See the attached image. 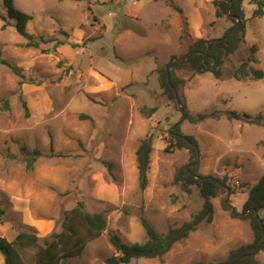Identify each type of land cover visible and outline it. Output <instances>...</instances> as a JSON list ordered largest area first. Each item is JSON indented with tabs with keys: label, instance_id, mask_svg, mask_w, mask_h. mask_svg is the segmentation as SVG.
Masks as SVG:
<instances>
[{
	"label": "rangeland",
	"instance_id": "1",
	"mask_svg": "<svg viewBox=\"0 0 264 264\" xmlns=\"http://www.w3.org/2000/svg\"><path fill=\"white\" fill-rule=\"evenodd\" d=\"M213 2L14 0L16 9L31 16L28 32L45 41L26 47L15 21L7 18L10 25L3 29L0 18V237L12 241L22 231L40 238L61 232L65 213L82 201L87 211L106 217L107 230L67 264H105L116 254L109 233L141 244L147 241L142 217L160 233L190 221L204 201L196 186L188 194L173 183L176 170L191 165L188 149L170 145L176 128L198 144L199 164L190 168L225 179L233 191L229 202L242 213L250 189L264 175V124L226 117L195 124L182 121L181 108L185 104L192 117L216 111L261 114L264 123V79L233 77L253 45L258 47L254 66L264 71V17H254L256 5L244 1L245 44L225 61L221 79L178 70L185 81L179 104L164 94L157 72L185 55L193 41L221 37L232 26L226 17H216ZM195 7L201 14L197 28ZM0 15L6 16L2 3ZM56 41L64 44L55 52ZM5 102L8 110H2ZM144 106L158 111L147 118L140 113ZM149 134L154 150L148 187L141 191L136 151ZM23 148L42 152L33 170L26 167ZM105 163L112 164L113 177ZM227 198L228 192L219 194L212 223H203L161 259L130 264H218L232 249L252 243L249 222L224 209ZM256 256L264 264V253Z\"/></svg>",
	"mask_w": 264,
	"mask_h": 264
},
{
	"label": "trees",
	"instance_id": "2",
	"mask_svg": "<svg viewBox=\"0 0 264 264\" xmlns=\"http://www.w3.org/2000/svg\"><path fill=\"white\" fill-rule=\"evenodd\" d=\"M244 1L214 0L213 4L216 9V17H226L232 22V26L221 37L213 38L218 40L211 42L209 49L207 44L211 39H197L190 44L187 51L190 55L187 59L171 63L169 65V71L166 69L167 65L157 69L161 88L170 100H173L176 104H179L181 100L178 92L185 84V81L177 76L178 70L189 69L195 74L212 73L217 79L222 78L225 61L230 56L235 55L241 46L245 44L247 20L243 9ZM249 1L257 7L254 11V17H264V0ZM0 3H2L6 11V16L0 15V18L5 22L3 29H6L10 25L7 18L14 20L16 32L27 41L26 47L39 48L40 44L44 43L45 40L43 37H36L28 32L27 25L31 20V16L16 9L14 0H0ZM229 30L232 31L228 35ZM62 44L64 43L56 41L53 50L56 52L58 46ZM73 47L78 46L74 44ZM248 52L249 56L241 60L240 65L233 72V77L236 80H263L264 71L254 66V64H258V59L256 58L258 47L253 45L249 48ZM183 105L186 120L195 124L207 118L220 120L223 117H226L229 121H246L249 123L264 124L261 114L254 118L232 111L225 113L216 111L208 115L192 117L186 105ZM23 107L26 116H28L29 110L25 101H23ZM8 109L9 104L5 102L2 110ZM157 111V107L149 108L144 106L140 108L141 115L147 118H151ZM170 134L173 135L174 140L170 144L171 147L175 149H188L191 164H194L198 159L195 147L198 144L194 137L184 136L180 132V128L172 130ZM153 142V135H147L141 140L136 151L138 181L141 191H145L149 183L148 173L151 164V154L154 150ZM190 143H193L195 146ZM169 149V146L166 147V151H169ZM23 152L26 154L27 169L33 170L35 163L42 156V152L38 149L28 152L26 148H23ZM105 166L113 177L112 164L105 163ZM173 183L179 185L188 194L191 193L192 187L196 186L204 201L202 209L193 214L190 221L178 227H171L166 233H160L146 218L142 217L141 224L147 236L145 243L129 245L123 242L118 234L109 233V242L115 249L116 254L107 258L105 264H130L133 260L141 258L161 259L177 243L187 240L203 223H212L215 213L213 200L219 194L227 193V190L220 184L227 185L226 180H220L212 176H202L198 173V167H191L188 170L187 166H182L176 170ZM222 205L224 209L229 210L225 201H223ZM263 210L264 175L250 189L248 200L243 206L242 213L249 211L250 213L246 216H240L242 220H246L250 224L253 233L252 243L232 249L227 259L218 264L234 263L243 255L251 256L239 260L236 264H259L257 256L253 254L260 247L261 252L264 253V217L261 216ZM3 215L4 212L0 210V218ZM106 230V217L102 213H91L87 211L85 204L82 201H78L72 210L65 213L61 232H53L45 238H40L35 233L22 231L12 241L0 237V253L4 257V264H67L69 259L80 257L89 243L103 236ZM32 250H35V252L28 257L29 252ZM196 264L206 263L198 262Z\"/></svg>",
	"mask_w": 264,
	"mask_h": 264
},
{
	"label": "water",
	"instance_id": "3",
	"mask_svg": "<svg viewBox=\"0 0 264 264\" xmlns=\"http://www.w3.org/2000/svg\"><path fill=\"white\" fill-rule=\"evenodd\" d=\"M238 22H239V19H238ZM231 31H232V30H229L228 35L231 33ZM216 40H218V39H211V40H209V42H208V44H207V45H208V49H209V47H210V43L213 42V41H216ZM189 55H190V53H187V54H185V55L182 56V57H173V58L169 61V63L167 64V66H166L167 71H169V65H170L171 63L176 62V61H183V60L187 59ZM175 92H176V91H175ZM181 114H182V121L186 120V115H185V112H184V109H183V108H181ZM183 138H184L185 140H187L185 137H183ZM190 144H191V145H194L193 143H190ZM194 146H195V145H194ZM195 147H196V150H197L198 159H197V161H196L194 164H191V165L187 166V169H188V170H189L190 166H197V165L199 164L200 153H199V149H198V147H197V146H195ZM220 184H221V186H222L223 188H225V189L227 190V192H228V198H227V200H226L225 202H226L227 206L230 207V208L232 209L233 215H235V216H246L247 214H249L250 211H249V212H245V213H241V214H239V213L236 212L235 208H234V207L230 204V202H229V198H230V195H231V190L229 189V187H228L227 185L222 184V183H220ZM260 251H261V247H260V248H259V249H258L253 255L258 254ZM248 256H251V255H243V256H241L240 258H238L237 261H235L234 263H230V264H236L239 260L244 259V258H246V257H248Z\"/></svg>",
	"mask_w": 264,
	"mask_h": 264
},
{
	"label": "crops",
	"instance_id": "4",
	"mask_svg": "<svg viewBox=\"0 0 264 264\" xmlns=\"http://www.w3.org/2000/svg\"><path fill=\"white\" fill-rule=\"evenodd\" d=\"M182 9H183V11L185 12V16L187 17V19H188V22L190 23V16L188 17V15H187V13H186V8H184V7H182ZM193 11H194V16H195V21H196V24L194 25V28H197V26H198V24H199V22H200V18H201V14H200V12H199V10L195 7V8H193L192 9ZM107 19L108 20H111V18H109L108 16H107ZM192 23H190V26H192L191 25ZM199 38V37H198ZM201 39V38H200ZM4 263V259L3 258H1V260H0V264H3Z\"/></svg>",
	"mask_w": 264,
	"mask_h": 264
}]
</instances>
